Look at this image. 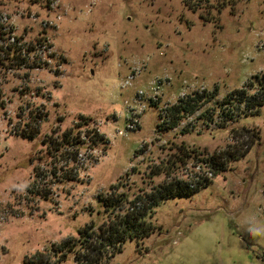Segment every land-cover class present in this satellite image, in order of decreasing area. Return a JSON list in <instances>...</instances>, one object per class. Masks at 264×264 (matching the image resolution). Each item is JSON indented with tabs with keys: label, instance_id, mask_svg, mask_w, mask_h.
<instances>
[{
	"label": "rangeland",
	"instance_id": "1",
	"mask_svg": "<svg viewBox=\"0 0 264 264\" xmlns=\"http://www.w3.org/2000/svg\"><path fill=\"white\" fill-rule=\"evenodd\" d=\"M0 30L37 48L31 60L42 64L0 62V264L40 254L76 264L74 253L56 255L59 244L106 223L111 186L133 194L163 182L149 172L182 143L210 155L251 149L210 186L163 201L155 231L108 264H264V106L224 126L189 118L190 133L157 134L160 112L180 97L207 89L214 104L264 75V0H0ZM81 115L109 145L86 153L80 179L55 183L43 140L77 130ZM27 126L39 133H15Z\"/></svg>",
	"mask_w": 264,
	"mask_h": 264
},
{
	"label": "trees",
	"instance_id": "2",
	"mask_svg": "<svg viewBox=\"0 0 264 264\" xmlns=\"http://www.w3.org/2000/svg\"><path fill=\"white\" fill-rule=\"evenodd\" d=\"M2 34L5 33L0 30L1 64L7 68L42 67L39 62L31 60V55L37 48L22 44L17 36H13L12 41L9 42ZM212 94L207 89L197 90L180 97L176 103L164 107L160 112L157 134L180 128L179 134L185 135L193 131L197 120H203L206 124L224 126L227 121L235 119L241 113L249 111L252 114H259L261 107L264 106V75L252 76L242 89L232 91L224 100H217L214 104H210L215 99ZM151 101L153 105L159 104L157 100ZM206 105L207 107L203 110ZM189 118L196 119V122H188L182 126L183 122ZM94 121L91 117L81 115L80 121L76 124L77 130L64 132L57 130L55 132L59 134L44 138V144L47 145L46 152L57 166L53 171L58 179L55 183L67 179H80L81 172L86 170L84 169L87 166L86 160H90V158L85 159L86 153L89 152L88 155H92L94 148L108 147V139L98 128L93 127ZM237 131L234 129V132ZM240 131L242 134H248L252 140L260 139V134L255 130L243 128ZM15 133L33 138L39 131L35 127L27 126L26 128L16 127ZM171 144L173 147L176 145L175 142ZM178 146L176 152L171 153L169 158L162 160L149 172V179L165 175L163 182L153 186L149 192L133 194L126 190L120 192L118 189L121 182L117 186H111L112 191L101 197L107 212L106 223L101 225L98 231L94 224L82 227L78 237H69L59 244L56 255L62 254V259H65L68 253H74L76 264H108L111 257L123 250L125 242L143 240L155 231L156 227L150 219L163 201L171 197L192 196L202 188L210 186L215 177L227 169L230 158L238 160L240 156H246L251 149L250 145L244 148L236 146L234 150L210 155L202 151L190 150L184 143ZM173 147L170 151L174 150ZM144 149L142 147L139 151ZM236 154L239 156L235 157ZM92 160L97 162L98 158ZM181 169L185 170L184 177H177L176 174ZM50 263L51 255L49 254H40L36 260L30 258L25 260V264Z\"/></svg>",
	"mask_w": 264,
	"mask_h": 264
},
{
	"label": "built area",
	"instance_id": "3",
	"mask_svg": "<svg viewBox=\"0 0 264 264\" xmlns=\"http://www.w3.org/2000/svg\"><path fill=\"white\" fill-rule=\"evenodd\" d=\"M152 100H154L153 98H152ZM131 127V126H130ZM132 128V127H131Z\"/></svg>",
	"mask_w": 264,
	"mask_h": 264
}]
</instances>
